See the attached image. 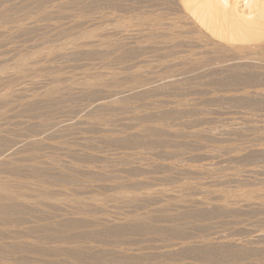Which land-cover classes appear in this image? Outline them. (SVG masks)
Segmentation results:
<instances>
[{"label": "rangeland", "instance_id": "374dc122", "mask_svg": "<svg viewBox=\"0 0 264 264\" xmlns=\"http://www.w3.org/2000/svg\"><path fill=\"white\" fill-rule=\"evenodd\" d=\"M193 1L0 0L1 264H264V40Z\"/></svg>", "mask_w": 264, "mask_h": 264}, {"label": "bare ground", "instance_id": "6f19581e", "mask_svg": "<svg viewBox=\"0 0 264 264\" xmlns=\"http://www.w3.org/2000/svg\"><path fill=\"white\" fill-rule=\"evenodd\" d=\"M54 1V0H53ZM59 1V0H58ZM75 1V0H74ZM182 1V0H181ZM184 1H188V0H184ZM193 1V0H192ZM194 1H196V0H194ZM193 1V3L195 4V2ZM197 1H200V0H197ZM196 1V2H197ZM230 1V0H229ZM8 2V1H7ZM10 2V1H9ZM13 2V1H12ZM31 2V1H30ZM48 2V1H47ZM80 2V1H79ZM130 2V1H129ZM179 2H180V0H179ZM38 3V2H37ZM181 3V2H180ZM185 3V2H184ZM189 3H190V0H189ZM188 3V4H189ZM192 3V2H191ZM190 3V4H191ZM198 3V2H197ZM196 3V4H197ZM9 4V3H8ZM19 4V3H18ZM31 4V3H30ZM43 4V3H42ZM80 4H82V3H80ZM186 4H187V2H186ZM187 4V5H188ZM190 4H189V8H191L190 7ZM201 6L199 5V7H201V8H199L198 7V10H201L200 12H198V16L197 17H199L200 18V23L203 25V27L205 26L207 29H209L211 32H213V30H214V24H216L217 25V35L218 36H220V34H221V36H222V33L224 32V31H228V30H230V29H236L240 34H242V36H245V35H248L249 37H251V38H255V39H257L258 41H260V40H264V7H263V9H262V16H259L258 18H260L259 19V21L258 22H256V23H251L250 21H246L244 24H243V26L241 25V26H239V27H237V26H235L234 28H232V25H231V23H230V14H228V7L227 6H229V2H228V0H202L201 1ZM11 5V4H10ZM17 5V4H16ZM20 5V4H19ZM32 5V4H31ZM41 5V4H40ZM60 5V4H59ZM122 5V4H121ZM180 5V4H179ZM187 5H185V6H187ZM3 6V5H2ZM25 6V5H24ZM44 6V5H43ZM74 6V5H73ZM177 6V5H176ZM183 6V5H182ZM195 6V5H194ZM6 7H8V6H6ZM22 7V6H21ZM69 7H70V5H69ZM230 7V6H229ZM5 8V7H4ZM25 8V7H24ZM38 8V7H37ZM58 8V7H57ZM63 8V7H62ZM85 8V7H84ZM121 8V7H120ZM120 8H119V10H120ZM193 8V7H192ZM191 8V9H192ZM33 9V8H32ZM39 9V8H38ZM135 9V8H134ZM196 9H197V6H196ZM195 9V10H196ZM53 10V9H52ZM6 11V10H5ZM9 11V10H8ZM59 11V10H58ZM190 11V10H189ZM57 12V11H56ZM61 12V11H60ZM192 12V11H191ZM4 13V12H3ZM15 13V12H14ZM24 13V12H23ZM29 13V12H28ZM31 13H34L33 11L31 12ZM31 13H30V15H31ZM48 13V12H47ZM128 13V12H127ZM139 13V12H138ZM0 14H2V13H0ZM21 14H22V12H21ZM35 14V13H34ZM133 14V13H132ZM140 14V13H139ZM151 14V13H150ZM193 14V13H192ZM194 14H195V12H194ZM123 15H124V13H123ZM126 15V14H125ZM136 15V14H135ZM149 15V14H148ZM152 15V14H151ZM196 15V14H195ZM10 16V15H9ZM56 16V15H55ZM138 16V15H137ZM153 16V15H152ZM152 16H150V17H152ZM5 17V16H4ZM18 17V16H17ZM30 17V16H29ZM43 17V16H42ZM50 17V16H49ZM49 17H47V18H49ZM121 17V16H120ZM125 17V16H124ZM134 17V16H133ZM155 17V16H154ZM7 18V17H6ZM12 18V17H11ZM45 18V17H44ZM127 18V17H126ZM157 18V17H156ZM9 19V18H8ZM14 19V18H13ZM55 19V18H54ZM138 19V18H137ZM5 20V19H4ZM24 20V19H23ZM28 20V19H27ZM48 20H51L50 18L48 19ZM130 20V19H129ZM152 20V19H151ZM10 21H12V20H10ZM14 21V20H13ZM26 21V20H25ZM123 21V20H122ZM125 21V20H124ZM136 21V20H135ZM155 21V20H154ZM43 22V21H42ZM130 22V21H129ZM134 22V21H133ZM145 22V21H144ZM160 22V21H159ZM6 23V22H5ZM4 23V24H5ZM11 23V22H10ZM23 23V22H22ZM136 24H137V22H135ZM135 23H133V24H131V22L130 23H120V24H127L129 27H127V25H125V27H123L122 29H124V32L126 33L128 30H130L131 31V29L134 27V26H136V25H134ZM146 23V22H145ZM144 23V24H145ZM151 23V22H150ZM188 23V22H187ZM35 24V23H34ZM132 26V25H134V26H132L131 27V29H129L130 28V25ZM139 24H141V23H139ZM139 24H137L138 26H140L141 27V25H139ZM164 24H166V23H164ZM176 24V23H175ZM178 24V23H177ZM12 25V24H11ZM14 25V24H13ZM24 25V24H23ZM33 25V24H32ZM123 25H120V28L123 26ZM142 25H143V23H142ZM151 25H152V23H151ZM170 25V24H169ZM146 25H143L142 27H145ZM150 26V25H149ZM153 26V25H152ZM35 27V26H34ZM127 27V28H126ZM141 27V28H142ZM148 25L146 26V28H144V30H148ZM154 27V26H153ZM158 27V26H157ZM171 27V26H170ZM175 27V26H174ZM127 30H126V29ZM156 28V27H155ZM253 28H255V29H253ZM11 29V28H10ZM37 29V28H36ZM39 29V28H38ZM162 29V28H161ZM160 29V30H161ZM171 29V28H170ZM172 29H173V27H172ZM12 30V29H11ZM25 30V29H24ZM137 30V29H136ZM136 30H134V32L136 31ZM142 30V29H141ZM143 30V31H144ZM150 30V29H149ZM156 30V31H155ZM154 31L157 33V31H159V30H157V28L155 29ZM139 31V30H138ZM138 31H136V32H138ZM142 31V32H143ZM168 31V30H167ZM170 31V30H169ZM58 32H59V30H58ZM133 32V33H134ZM135 32V33H136ZM140 32V31H139ZM136 33V34H140V33ZM147 31H145V33H146ZM149 33H147L148 35L150 34V31H148ZM173 32V31H172ZM175 32V31H174ZM23 33V32H22ZM124 33V34H125ZM128 33V32H127ZM144 33V32H143ZM158 33H160V32H158ZM157 33V34H158ZM86 34V33H85ZM120 34H121V32H120ZM132 34V33H131ZM154 34V33H153ZM166 34V33H165ZM224 34V33H223ZM26 35V34H25ZM98 35V34H97ZM126 35V34H125ZM125 35H123V36H125ZM128 35V34H127ZM130 35V34H129ZM129 35H128V37H129ZM152 35V34H151ZM151 35L149 36V37H151ZM159 35V34H158ZM162 35V34H161ZM160 35V36H161ZM169 35V34H168ZM12 36V35H11ZM14 36V35H13ZM64 36V35H63ZM102 36V35H101ZM108 36V35H107ZM131 36V35H130ZM144 36V35H143ZM147 36V35H146ZM156 36V35H155ZM162 36H164V35H162ZM220 36V37H221ZM8 37H9V35H8ZM72 37V36H71ZM84 37V36H83ZM120 37H122L121 35H120ZM135 37H136V35H135ZM165 37V36H164ZM118 38V37H117ZM154 38V37H153ZM156 38V37H155ZM163 38V37H162ZM8 39V38H7ZM6 39V40H7ZM60 39V38H59ZM140 39V38H139ZM144 39H145V37H144ZM157 39H158V37H157ZM157 39H155V41H157ZM178 39V38H177ZM230 39H231V35H230ZM49 40V39H48ZM56 40V39H55ZM107 40V39H106ZM119 40V39H118ZM132 40V39H131ZM150 40V39H149ZM171 40V39H170ZM4 41V40H3ZM115 41V40H114ZM145 41H146V39H145ZM91 42V41H90ZM80 43V42H79ZM104 43H106V41L104 42ZM115 43V42H114ZM118 43V42H117ZM147 43V42H146ZM148 43H149V41H148ZM113 44V43H112ZM123 44H125V43H123ZM153 44V43H152ZM38 45V44H37ZM86 45V44H85ZM118 45V44H117ZM175 45H177V44H175ZM113 46V45H112ZM123 46V45H122ZM86 47V46H85ZM118 47V46H117ZM121 48V47H120ZM167 48V47H166ZM69 49V48H68ZM67 49V50H68ZM123 51V50H122ZM27 52V51H26ZM37 53V52H36ZM15 54V53H14ZM26 55H27V53H25ZM68 54V53H67ZM36 55V54H35ZM23 57V56H22ZM49 57V56H48ZM51 58V57H50ZM35 59V58H34ZM40 60V59H39ZM45 60V59H44ZM43 60V61H44ZM48 60V59H47ZM118 61V60H117ZM183 61V60H182ZM249 61V60H248ZM252 61V60H251ZM255 61V60H254ZM253 61V62H254ZM259 61V60H258ZM40 62V61H39ZM256 62V61H255ZM240 63H241V61H240ZM239 63V64H240ZM243 63V62H242ZM245 63V62H244ZM243 63V64H244ZM259 63V62H258ZM257 63V64H258ZM24 64V63H23ZM48 64V63H47ZM237 64V63H236ZM251 64V63H250ZM256 63H255V65H257ZM263 64V63H262ZM15 65V64H14ZM31 65V64H30ZM43 65V64H42ZM44 65H45V63H44ZM242 65V64H241ZM9 66V65H8ZM174 66V65H173ZM233 66V65H232ZM263 66V65H262ZM261 66V67H262ZM40 67V66H39ZM260 67V66H259ZM264 67V66H263ZM3 68H4V65H3ZM242 68V67H241ZM18 69V68H17ZM234 69V68H233ZM235 69H236V67H235ZM255 69V68H254ZM13 71H14V69H13ZM23 71V70H22ZM42 71V70H41ZM43 72V71H42ZM36 73V72H35ZM39 74V73H38ZM8 75H10V74H8ZM29 76V75H28ZM47 76V75H46ZM101 76V75H100ZM178 76V75H177ZM236 76V75H235ZM17 77V76H16ZM96 77V76H95ZM237 77V76H236ZM18 78H20V76L18 77ZM89 78V77H88ZM101 78V77H100ZM123 78V77H122ZM121 78V79H122ZM234 78V77H233ZM246 78H248V77H246ZM250 78V77H249ZM3 79V78H2ZM95 79V78H94ZM107 79V78H106ZM229 79V78H228ZM254 79H256V78H254ZM80 80V79H79ZM110 80V79H109ZM118 80V79H117ZM157 80V79H156ZM159 80V79H158ZM232 80V79H231ZM234 80V79H233ZM232 80V81H233ZM237 80V79H236ZM4 81V80H3ZM111 81H112V79H111ZM120 81V80H119ZM161 81V80H160ZM164 81V80H163ZM167 81V80H166ZM174 81V80H173ZM172 81V82H173ZM251 81V80H250ZM252 81H254L253 80V78H252ZM117 82V81H116ZM157 82V81H156ZM98 83V82H97ZM104 83V82H103ZM110 83V82H109ZM115 83V82H114ZM75 84V83H74ZM99 84V83H98ZM97 84V85H98ZM112 84V83H111ZM171 84V83H170ZM93 86H95L96 85V82L94 83V84H92ZM99 85H101V84H99ZM110 85V84H109ZM163 85V84H162ZM33 86V85H32ZM108 86V85H107ZM119 86V85H118ZM150 86V85H149ZM154 86V85H153ZM89 87H90V85H89ZM162 87V86H161ZM172 87V86H171ZM9 88V87H8ZM7 88V89H8ZM73 88V87H72ZM84 88V87H83ZM91 88V87H90ZM153 87H151L150 89H152ZM156 88H158V87H156ZM57 89V88H56ZM82 89V88H81ZM79 90V89H78ZM83 90V89H82ZM117 90V89H116ZM149 90V89H148ZM55 92H56V90H54ZM49 92V91H48ZM47 92V93H48ZM51 92H53L52 90H51ZM68 92V91H67ZM114 92V91H113ZM112 92V93H113ZM50 93H48V95H49ZM53 94H56V93H54L53 92ZM64 94V93H63ZM117 94V93H116ZM46 95V94H45ZM52 95V94H51ZM38 96V95H37ZM47 96V95H46ZM117 96V95H116ZM126 96H128V95H126ZM45 97V96H44ZM47 97H52V96H47ZM133 97V96H132ZM20 98V97H19ZM40 98V97H39ZM116 98V97H115ZM121 98V97H120ZM33 99V98H32ZM45 99H46V97H45ZM112 99V98H111ZM43 100V99H42ZM53 100V99H52ZM3 101V100H2ZM40 101V100H39ZM13 102V101H12ZM31 102V101H30ZM47 102V101H46ZM119 102V101H118ZM121 102V101H120ZM139 102V101H138ZM50 103V102H49ZM117 103V102H116ZM31 105V104H30ZM95 106V105H94ZM193 106V105H192ZM15 107V106H14ZM183 108V107H182ZM20 110V109H19ZM103 116V115H102ZM157 124V123H156ZM170 126V125H169ZM64 127V126H63ZM66 128V127H65ZM90 129V128H89ZM121 133V132H120ZM174 136V135H173ZM41 146V145H40ZM10 148V147H9ZM11 149V148H10ZM182 150V149H181ZM86 151V150H85ZM263 152V151H262ZM3 153V152H2ZM6 152H4V154H5ZM257 153V152H256ZM145 154V153H144ZM150 154V153H149ZM183 154V153H182ZM1 155H3V154H1ZM135 155V154H134ZM7 156V155H6ZM9 156V155H8ZM136 156V155H135ZM207 157V156H206ZM115 160V159H114ZM81 162V161H80ZM128 165V164H127ZM96 166V165H95ZM26 167V166H25ZM182 172V171H181ZM195 172V171H194ZM119 174H120V172H119ZM31 175V174H30ZM233 177V176H232ZM150 178V177H149ZM112 179V178H111ZM217 179V178H216ZM225 179V178H224ZM32 183H34V182H32ZM213 183V182H212ZM11 184V183H10ZM39 185H40V183H39ZM67 185V184H66ZM160 185V184H159ZM199 185V184H198ZM201 185V184H200ZM203 185V184H202ZM1 186H2V184H1ZM13 186V185H12ZM37 186V185H36ZM140 186V185H139ZM189 186V185H188ZM196 186H197V184H196ZM7 187V186H6ZM25 187V186H24ZM120 187V186H119ZM180 187H182V186H180ZM192 187V186H191ZM206 187V186H205ZM19 188V187H18ZM29 188V187H28ZM37 188V187H36ZM39 188V187H38ZM44 188V187H43ZM46 188V187H45ZM128 188V187H127ZM177 188H179V187H177ZM194 188V187H193ZM201 188V187H200ZM204 188V187H203ZM12 189V188H11ZM15 189H16V187H15ZM15 189H13V191H15ZM20 189L21 188H19V191H20ZM27 189V188H26ZM71 189V188H70ZM92 189V188H91ZM115 189V188H114ZM172 189V188H171ZM196 189V188H195ZM262 189V188H261ZM1 191H2V189H0ZM7 190V189H6ZM5 190V191H6ZM18 190V189H17ZM23 190V189H22ZM32 190V189H31ZM95 190V189H94ZM132 190V189H131ZM166 190V189H165ZM178 190V189H177ZM8 192H9V190H7ZM71 191V190H70ZM90 191V190H89ZM119 191V190H118ZM185 191H187V190H185ZM199 191V190H198ZM200 191H201V189H200ZM199 191V192H200ZM262 191V190H261ZM42 192V191H41ZM117 192V191H116ZM123 192V191H122ZM181 192H182V190H181ZM204 192V191H203ZM7 193V192H6ZM10 193V192H9ZM15 193V192H14ZM27 193V192H26ZM79 193V192H78ZM119 193V192H118ZM126 193V192H125ZM153 193V192H152ZM178 193H179V191H178ZM195 193V192H194ZM198 193V192H197ZM213 193V192H212ZM254 193V192H253ZM46 194V193H45ZM66 194V193H65ZM95 194V193H94ZM154 194V193H153ZM153 194H150V195H153ZM181 194V193H180ZM186 194V193H185ZM184 194V195H185ZM193 194V193H192ZM225 194V193H224ZM11 195H13L14 196V194L12 193ZM18 196V194H15V196ZM47 195V194H46ZM45 195V196H46ZM49 195H50V192H49ZM49 195H47V196H49ZM57 195V194H56ZM157 195V194H156ZM155 195V196H156ZM161 195V194H160ZM166 195V194H165ZM169 195V194H168ZM182 195V194H181ZM215 195V194H214ZM213 195V196H214ZM246 195V196H245ZM243 197H245V201H243V199H242V201L245 203V204H249V202H247L248 200H251V199H253L252 198V194L251 195H249V196H247V194H245ZM255 195V194H254ZM254 195H253V197H254ZM258 195V194H257ZM256 195V196H257ZM264 195V194H263ZM8 196H10V195H8ZM7 196V197H8ZM13 196L11 197V198H13ZM25 196H26V194H25ZM121 196H123V195H118V197H121ZM162 196V195H161ZM170 196V195H169ZM168 196V197H169ZM179 196V195H178ZM183 196V195H182ZM188 196V195H187ZM186 196V197H187ZM218 196V195H217ZM223 196H226V195H223ZM251 196V197H250ZM256 196H255V198H256ZM261 196H262V193H261ZM260 196V198L261 199H263L264 198V196H263V198ZM60 197V196H59ZM69 197V196H68ZM131 197H133V196H131ZM131 197H130V199H131ZM143 197V196H142ZM146 197V196H145ZM144 197V198H145ZM154 197V196H153ZM166 197V196H165ZM175 197V196H174ZM238 197V196H237ZM249 198L248 200H246L247 198ZM5 198V197H4ZM4 198H3V200H4ZM16 198V197H15ZM50 198V197H49ZM128 198V197H127ZM126 198V200H128ZM134 198V197H133ZM136 198L137 197H135L134 198V201H136ZM140 198V197H139ZM152 198V197H151ZM167 198V197H166ZM170 198V197H169ZM188 198V197H187ZM190 198H193V197H190ZM233 198H235L236 199V197H233ZM9 199V198H8ZM34 199H36V198H34ZM60 199V198H59ZM95 199V198H94ZM130 199L128 200V201H130ZM161 199V198H160ZM182 197H181V200H180V197H179V199H177V201L178 200H180L182 203L181 204H188V203H190L191 202V200H190V202H187V203H185L186 202V200H184V202L182 201ZM185 199V198H184ZM238 199H240L239 197H238ZM259 199V198H258ZM257 199V200H258ZM261 199H259V200H261ZM6 200V199H5ZM12 200V199H11ZM51 200H52V198H51ZM58 200V199H57ZM66 200H67V198H66ZM68 200H69V198H68ZM98 200V199H97ZM109 200H111V199H109ZM117 200V199H116ZM121 200V199H120ZM133 200V199H132ZM141 200V199H140ZM169 200V199H168ZM195 200H196V198H195ZM212 200V199H211ZM231 200H232V198H231ZM256 200V201H257ZM170 201V200H169ZM207 201V200H206ZM219 201V200H218ZM224 201V200H223ZM223 201H221V202H223ZM2 202V201H1ZM10 202V201H9ZM66 202V201H65ZM175 202H176V200H175ZM194 203H195V201H193ZM202 202V204H205V203H203V200L201 201ZM205 202V201H204ZM212 202V201H211ZM216 202V201H215ZM44 203V202H43ZM49 203V202H48ZM118 203V202H117ZM132 203H133V201H132ZM139 203V202H138ZM200 203V202H199ZM217 203V202H216ZM260 203H264V199H263V201L262 202H260ZM7 204V203H6ZM15 204V203H14ZM20 204V203H19ZM18 204V205H19ZM22 204V203H21ZM20 204V205H21ZM114 204V203H113ZM122 204V203H121ZM178 204H180V202L178 201ZM180 204V205H181ZM225 204V203H224ZM223 204V205H224ZM41 205V204H40ZM51 205V204H50ZM106 205V204H105ZM175 205V204H174ZM173 205V206H174ZM192 205V204H191ZM199 205H201V204H199ZM198 205V206H199ZM219 205V204H218ZM236 205V204H235ZM254 206H255V204H253ZM24 206H25V204H24ZM54 206V205H53ZM118 206V205H117ZM177 206V205H176ZM176 206H175V208H176ZM186 206H188V205H186ZM195 206H197V205H195ZM216 206V205H215ZM220 206L221 205H219V208H220ZM18 207V206H17ZM16 207V208H17ZM44 207V206H43ZM87 207H88V205H87ZM178 207V206H177ZM181 208H182V206H180ZM184 207V206H183ZM203 207V206H202ZM210 207H211V203H210ZM221 207H223V206H221ZM19 208V207H18ZM74 208V207H73ZM173 208V207H172ZM193 208V207H192ZM197 208V207H196ZM214 208V207H213ZM233 208V207H232ZM235 208V207H234ZM49 209V208H48ZM52 209V208H51ZM160 209V208H159ZM185 209V208H184ZM191 209V208H190ZM189 209V210H190ZM199 209V208H198ZM217 209V208H216ZM224 209H226V208H224ZM240 209V208H239ZM21 210V209H20ZM45 210V209H44ZM79 210V209H78ZM91 210V209H90ZM236 210V209H235ZM99 211H100V209H99ZM162 211V210H161ZM188 211V210H187ZM219 211H220V209H219ZM62 213V212H61ZM102 213V212H101ZM196 213V212H195ZM201 213V212H200ZM206 213V212H205ZM1 214V213H0ZM47 215V214H46ZM84 215V214H83ZM86 215V214H85ZM84 215V216H85ZM137 215V214H136ZM148 215V214H147ZM181 215H182V213H181ZM186 215V214H185ZM210 215V214H209ZM87 216V215H86ZM138 216V215H137ZM140 216V215H139ZM138 216V218L137 219H139L140 217ZM180 216V215H179ZM91 217V216H90ZM251 217V216H250ZM82 218V217H81ZM88 218V217H87ZM94 218V217H93ZM130 218V217H129ZM141 218H142V216H141ZM141 218H140V220H138V221H142L141 220ZM254 218V217H253ZM127 219V218H126ZM143 219V218H142ZM146 219V217H144V219H143V222H144V220ZM13 220V219H12ZM17 220H19V219H17ZM97 220V219H96ZM107 219H105V221H106ZM122 220V219H121ZM132 220L133 219H131V222L130 223H133L132 222ZM160 220V219H159ZM11 221V220H10ZM82 221V220H81ZM100 221V220H99ZM119 221V220H118ZM130 221V220H129ZM147 221V220H146ZM67 222V221H66ZM77 222V221H76ZM86 222V221H85ZM107 222H108V220H107ZM120 222V221H119ZM122 222V221H121ZM124 222V221H123ZM152 222V221H151ZM0 223H2V222H0ZM9 223V222H8ZM137 223H139L140 224V222H137ZM197 223V222H196ZM261 223V222H260ZM51 224V223H50ZM77 224V223H76ZM98 224V223H97ZM96 224V225H97ZM139 224H137V225H139ZM47 225V224H46ZM86 225V224H85ZM94 225V224H93ZM113 225V224H112ZM118 225V224H117ZM130 225H133V224H130ZM145 225V224H144ZM73 226V225H72ZM78 228H79V226H77ZM121 227V226H120ZM129 227V226H128ZM132 227V226H131ZM43 228V227H42ZM45 228V227H44ZM82 228V227H81ZM89 228V227H88ZM133 228H134V226H133ZM46 229H47V227H46ZM51 229V228H50ZM64 229V228H63ZM90 229V228H89ZM131 229V228H130ZM136 229V228H135ZM161 229V228H160ZM163 229V228H162ZM161 229V230H162ZM176 229V228H175ZM45 230V229H44ZM94 230V229H93ZM127 230V229H126ZM167 230V229H166ZM241 230V229H240ZM9 231V230H8ZM43 231V230H42ZM103 231V230H102ZM114 231V230H113ZM142 231V230H141ZM175 231V230H174ZM46 233V232H45ZM44 233V234H45ZM81 233V232H80ZM90 233H92V232H90ZM130 233H132L131 231H130ZM98 234H100L99 232H98ZM109 233H107V235H108ZM105 235V234H104ZM255 235V234H254ZM254 235H253V237H254ZM257 235V234H256ZM101 236V235H100ZM99 236V237H100ZM258 236V235H257ZM257 236H255V237H257ZM171 237V236H170ZM217 237H218V235H217ZM98 238V237H97ZM105 238V237H104ZM220 238V237H219ZM259 238V237H258ZM101 239V238H100ZM227 239V238H226ZM253 239V238H252ZM257 239V238H256ZM214 240V239H213ZM221 239H219V241H220ZM223 240V239H222ZM225 240V239H224ZM216 241V240H215ZM193 242V241H192ZM220 243V242H219ZM223 243V242H222ZM189 244V243H188ZM194 244V243H193ZM213 244V243H212ZM157 245V244H156ZM178 245V244H177ZM203 245V244H202ZM2 246H4V245H2ZM33 246V245H32ZM61 246V245H60ZM166 246V245H165ZM184 246V245H183ZM197 246H199V245H197ZM175 247V246H174ZM203 247V246H202ZM222 247V246H221ZM197 249V248H196ZM200 249V248H199ZM22 250V249H21ZM20 250V251H21ZM24 250V249H23ZM31 250V249H30ZM137 250V249H136ZM201 250V249H200ZM34 251V250H33ZM72 251V250H71ZM177 251V250H176ZM189 251V250H188ZM193 251V250H192ZM22 252V251H21ZM37 252V251H36ZM185 252H187V251H185ZM194 252V251H193ZM200 252V251H199ZM213 252V251H212ZM221 252V251H220ZM228 252V251H227ZM30 253V252H29ZM34 253V252H33ZM68 253V252H67ZM101 253V252H100ZM108 253V252H107ZM124 253V252H123ZM214 253V252H213ZM72 254H73V252H72ZM106 254V253H105ZM110 254H112V253H110ZM193 254V253H192ZM204 254V253H203ZM203 254H202V256H203ZM82 255V254H81ZM84 255V254H83ZM134 255V254H133ZM195 255V254H194ZM206 255V254H205ZM103 256V255H102ZM110 256V255H109ZM121 255H119V257H120ZM135 256V255H134ZM147 256V255H146ZM83 257V256H82ZM114 257V256H113ZM204 257V256H203ZM229 257V256H228ZM68 258V257H67ZM70 258V257H69ZM141 258V257H140ZM148 258V257H147ZM205 258V257H204ZM127 259V258H126ZM132 259H133V257H132ZM205 259H207V258H205ZM76 261H74V262H78L79 260H77V259H75ZM95 260V259H94ZM117 260V259H116ZM128 260V259H127ZM209 260V259H208ZM207 260V261H208ZM213 260V259H212ZM6 261V260H5ZM144 261V260H143ZM80 262H82V261H80ZM84 262V261H83ZM90 262V261H89ZM93 262V261H92ZM111 262H112V260H111ZM118 262V261H117ZM122 262H123V260H122ZM136 262V261H135ZM2 263V262H1ZM0 263V264H1ZM73 263V262H72ZM131 263V262H130ZM130 263H128V264H130ZM219 263V262H218ZM88 264V263H87ZM122 264V263H121ZM142 264V263H141ZM158 264V263H157Z\"/></svg>", "mask_w": 264, "mask_h": 264}]
</instances>
